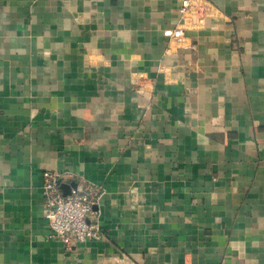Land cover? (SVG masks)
Returning <instances> with one entry per match:
<instances>
[{
	"label": "crops",
	"instance_id": "obj_1",
	"mask_svg": "<svg viewBox=\"0 0 264 264\" xmlns=\"http://www.w3.org/2000/svg\"><path fill=\"white\" fill-rule=\"evenodd\" d=\"M180 6L0 0V264H264V0ZM46 170L99 238L52 237Z\"/></svg>",
	"mask_w": 264,
	"mask_h": 264
},
{
	"label": "built area",
	"instance_id": "obj_2",
	"mask_svg": "<svg viewBox=\"0 0 264 264\" xmlns=\"http://www.w3.org/2000/svg\"><path fill=\"white\" fill-rule=\"evenodd\" d=\"M196 5V0H181L180 13L182 17L189 15ZM184 30L177 27L171 36L180 39ZM44 182V215L50 225L52 237L69 245L72 242H84L97 239L102 235L101 227L94 219V207L102 196L100 185L86 183L72 188L64 195L58 181H63V175L57 171L43 172Z\"/></svg>",
	"mask_w": 264,
	"mask_h": 264
},
{
	"label": "water",
	"instance_id": "obj_3",
	"mask_svg": "<svg viewBox=\"0 0 264 264\" xmlns=\"http://www.w3.org/2000/svg\"><path fill=\"white\" fill-rule=\"evenodd\" d=\"M60 188L63 191V194L66 196L71 193L72 188H76L77 184L75 182L72 183H66L63 182L62 180L58 181Z\"/></svg>",
	"mask_w": 264,
	"mask_h": 264
}]
</instances>
